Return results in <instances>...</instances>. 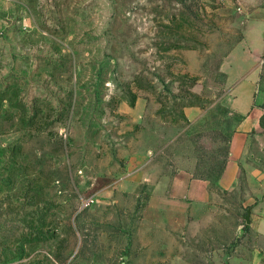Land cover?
I'll return each mask as SVG.
<instances>
[{
    "label": "rangeland",
    "instance_id": "374dc122",
    "mask_svg": "<svg viewBox=\"0 0 264 264\" xmlns=\"http://www.w3.org/2000/svg\"><path fill=\"white\" fill-rule=\"evenodd\" d=\"M262 12L0 0V264H264V174L220 184L238 122L221 64ZM180 173L205 184L196 219Z\"/></svg>",
    "mask_w": 264,
    "mask_h": 264
},
{
    "label": "crops",
    "instance_id": "0c3cea01",
    "mask_svg": "<svg viewBox=\"0 0 264 264\" xmlns=\"http://www.w3.org/2000/svg\"><path fill=\"white\" fill-rule=\"evenodd\" d=\"M221 69L229 87L232 114L238 118L229 138L228 164L220 182L225 188L232 184L240 167L249 165L253 175L264 174V14H259L229 50ZM170 192L174 197L190 199L194 219L204 213L208 199L204 182L180 173L172 178Z\"/></svg>",
    "mask_w": 264,
    "mask_h": 264
},
{
    "label": "water",
    "instance_id": "95a60500",
    "mask_svg": "<svg viewBox=\"0 0 264 264\" xmlns=\"http://www.w3.org/2000/svg\"><path fill=\"white\" fill-rule=\"evenodd\" d=\"M245 220H246V224L249 223V210L247 211V216L245 217Z\"/></svg>",
    "mask_w": 264,
    "mask_h": 264
}]
</instances>
